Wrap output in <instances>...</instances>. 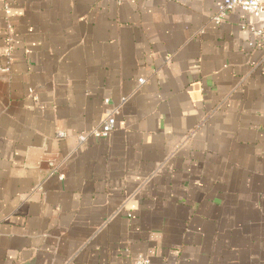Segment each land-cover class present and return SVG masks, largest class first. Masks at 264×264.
<instances>
[{"label": "crops", "instance_id": "0c3cea01", "mask_svg": "<svg viewBox=\"0 0 264 264\" xmlns=\"http://www.w3.org/2000/svg\"><path fill=\"white\" fill-rule=\"evenodd\" d=\"M222 2L0 0V264H264V17Z\"/></svg>", "mask_w": 264, "mask_h": 264}, {"label": "built area", "instance_id": "2783aa9c", "mask_svg": "<svg viewBox=\"0 0 264 264\" xmlns=\"http://www.w3.org/2000/svg\"><path fill=\"white\" fill-rule=\"evenodd\" d=\"M116 1L122 2L123 0ZM235 10H241L251 16L264 17V0H223L217 15L214 16V20L220 23L229 13ZM249 27L254 31L257 41L264 44V23L259 26L251 25ZM8 55H10V53H8ZM3 70H8V67ZM140 82H144V79H140ZM116 125V115L115 112L111 110L107 112L106 120L98 128L93 129L87 134L97 138H105L114 131ZM87 134H81L80 140L84 141L87 138ZM57 135L59 138H64L67 136V133L59 132ZM129 264H151V261L145 255H138L133 258Z\"/></svg>", "mask_w": 264, "mask_h": 264}]
</instances>
